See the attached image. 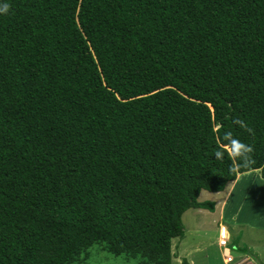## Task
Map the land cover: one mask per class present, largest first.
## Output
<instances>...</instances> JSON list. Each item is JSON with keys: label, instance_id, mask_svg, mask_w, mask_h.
<instances>
[{"label": "trees", "instance_id": "trees-1", "mask_svg": "<svg viewBox=\"0 0 264 264\" xmlns=\"http://www.w3.org/2000/svg\"><path fill=\"white\" fill-rule=\"evenodd\" d=\"M5 4L0 264H173L202 192L264 180V0Z\"/></svg>", "mask_w": 264, "mask_h": 264}, {"label": "rangeland", "instance_id": "rangeland-1", "mask_svg": "<svg viewBox=\"0 0 264 264\" xmlns=\"http://www.w3.org/2000/svg\"><path fill=\"white\" fill-rule=\"evenodd\" d=\"M199 201L214 202L216 209L184 213L185 235L173 240V264H183V260L189 264H248L242 255L264 264V180L260 171L238 176L222 193L202 192ZM223 226L228 232L225 242H236V249L220 245ZM93 251L92 264H134L124 256L101 252L97 246Z\"/></svg>", "mask_w": 264, "mask_h": 264}, {"label": "clouds", "instance_id": "clouds-1", "mask_svg": "<svg viewBox=\"0 0 264 264\" xmlns=\"http://www.w3.org/2000/svg\"><path fill=\"white\" fill-rule=\"evenodd\" d=\"M7 11H8V5L5 4L3 7H0V14L7 13ZM236 123H242V122L236 121ZM224 139L227 141V143L224 144L222 147L218 148L214 153L215 157L218 160L222 159L225 151L230 152V154L233 157H241V158L247 157V154L253 151L251 146L241 142L239 139L233 138L231 132H226L224 134ZM228 244L231 245L230 242Z\"/></svg>", "mask_w": 264, "mask_h": 264}, {"label": "bare ground", "instance_id": "bare-ground-1", "mask_svg": "<svg viewBox=\"0 0 264 264\" xmlns=\"http://www.w3.org/2000/svg\"><path fill=\"white\" fill-rule=\"evenodd\" d=\"M228 238V232L226 230V228L223 226L220 230V245H226V239ZM227 263V262H226Z\"/></svg>", "mask_w": 264, "mask_h": 264}, {"label": "crops", "instance_id": "crops-1", "mask_svg": "<svg viewBox=\"0 0 264 264\" xmlns=\"http://www.w3.org/2000/svg\"><path fill=\"white\" fill-rule=\"evenodd\" d=\"M252 259L250 260V258L249 257H243V259H242V261H246L247 259V263L248 264H259V262L256 260V258H253V257H251ZM241 261V262H242ZM227 261L225 260V263H226ZM261 262V261H260ZM228 264V263H227Z\"/></svg>", "mask_w": 264, "mask_h": 264}, {"label": "built area", "instance_id": "built-area-1", "mask_svg": "<svg viewBox=\"0 0 264 264\" xmlns=\"http://www.w3.org/2000/svg\"><path fill=\"white\" fill-rule=\"evenodd\" d=\"M222 247H227L228 246V243H226V245H221ZM229 260H231V259H229ZM230 264V263H229Z\"/></svg>", "mask_w": 264, "mask_h": 264}]
</instances>
